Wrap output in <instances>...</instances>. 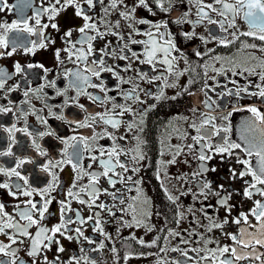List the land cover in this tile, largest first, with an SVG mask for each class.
<instances>
[{
  "label": "flooded vegetation",
  "instance_id": "obj_1",
  "mask_svg": "<svg viewBox=\"0 0 264 264\" xmlns=\"http://www.w3.org/2000/svg\"><path fill=\"white\" fill-rule=\"evenodd\" d=\"M54 3L55 0H52ZM111 0H103V4L97 3L94 8L88 9L87 14L96 22L102 37L97 36L92 40V53L87 57V63L91 64L93 60L102 57L101 49L108 46L111 52L115 50L118 54L127 55V60H120L112 55L103 56L107 66L114 68L119 72L123 80H130L131 83H121L111 72H102L98 80L92 77L93 83L99 84L103 81L104 85L109 89L107 95L115 97L113 101L117 105L129 106L132 112H126L124 115H114L115 119L121 121L118 128L98 122L92 124L91 127H78L77 122L90 121V116L96 113H104L111 109L112 103L101 105L93 103L87 96L81 95L78 103H69L64 106L65 95H57V89L66 91L67 97L76 96L75 89L70 87L71 77L65 76V70H75L84 68V63L77 61L72 63L68 59V53L63 49L69 47L65 43L64 33L70 28L73 29L70 39L76 43V48H83L87 51L89 41L86 36H96L95 31H90L82 35L78 29L83 26L84 20L76 16V9L73 6L61 10L54 19H49L47 14H42L39 19L41 24H47L48 27L42 29V34L28 33H9L10 37L18 36L16 42V51L8 56L5 54L0 57V69L9 74L10 79L7 80L5 88L10 85H19L16 90L7 92L0 91V106L11 108V112L0 113V151H7L11 146L13 156H0V166L5 168L15 167L17 157L21 159L31 160L25 163L21 168L17 169L22 176L28 180V185H24V181L13 176L11 178L0 174V182H8L12 191H17L16 184L24 187H31L36 190L46 188L52 181V176L42 170V166L49 161L56 162L65 159L63 149L65 145L63 139L76 137H88L96 135L97 139H89L88 143L92 149L91 152L84 149L81 145L82 155L74 158L73 163H79L85 172H103L104 169L99 163V159H107L108 157L100 156L99 149L103 147L106 151H111L114 145L123 149L127 153L119 156V161L127 165L129 171L123 173V182H120L119 175L109 173L112 179L117 180L114 186L109 185L108 177L101 176L96 183V187L100 189V194L96 199V204H106L115 212V216H111L107 211L99 208L89 209L86 205L79 203L75 199L67 196L68 189L72 186L77 173L73 170L71 164H64L61 168H56L59 180L58 186L51 191L52 199L45 213V219L40 222L41 225L51 229L54 225L60 223V204L61 200H71L69 211L66 215L76 219V211L79 210L84 218L99 212L103 222L105 232L111 237L106 239L99 232H93L92 221L83 225L84 235L93 239L96 243L88 244L83 239H73L71 241L65 239L59 233L56 239L63 246V252H57L58 245L53 243L50 249H45L38 257H29L27 250L30 240L20 237L24 240L23 244L13 245L18 248V256L26 261V264H32L36 260V264H44L43 257L47 256L48 261L55 264H66L73 256L82 257L85 253L80 251L81 247L85 250L94 249L100 242L105 247L100 251H87V255L93 258L96 264H174L179 261L180 264H196L199 260L197 252L192 249H200L199 255L207 254V249H215L218 246L232 245V241L226 233L239 234L243 224L237 225L232 220L240 215V213H248L254 206V201L262 200L264 197L255 194L251 199L243 195L246 187L244 181L251 180V176H245L243 179H231L230 169L235 170L238 174L243 165L236 162V155L244 157V153L240 149H234L233 155L215 154L210 152L204 145L211 143L213 145L221 144L224 138H228L233 142L240 143L241 132L244 125L253 120V114L247 111L249 107L258 108L264 113V98L249 95V93L258 92L257 84L262 82L258 76L233 75L232 72L218 75L207 68L205 75V66H214L220 68L223 64L225 68L230 67V61L247 65L250 58H264V52L259 51L260 47H264V42L254 40L251 37L240 36V33L249 31V25L242 16L236 17V27L229 28L227 32L220 29L218 24H209L207 20L202 23H176V20L184 17L187 21H197L198 3L197 0H171L170 4H166L169 11L162 12L156 8L152 0H149L155 15L149 13L145 8L138 7L135 12L136 20L147 19L153 23H166L167 28L161 27L159 31L166 33L165 39H171L176 46V51L172 55L176 57L174 61V72L167 71V65L157 63L155 68L147 63H140L132 57V53L125 50L119 53V48L128 43L132 51L141 54L144 49L142 44L129 43V33L132 31L128 25L132 23L140 34L132 33L134 40H147L145 32L155 29L150 24H140L135 21H129L122 18L119 13L126 9L121 6L118 9L109 7ZM205 3H211L212 0H204ZM31 6L25 7L24 0H7V7L0 11V23H11L19 20L23 16L28 18L30 25H35L34 15L40 11L42 7L49 6V0H30ZM124 3L131 9L136 0H124ZM19 4L20 7H13ZM60 6L57 5V8ZM85 9L86 4L82 5ZM108 7V14H105L104 8ZM218 7V6H217ZM215 20H220L215 13H211ZM101 21H105L101 22ZM120 22V27L116 28V22ZM55 23L58 27L52 28ZM195 32L191 39L185 37V33ZM111 32L119 33L124 40L121 41L119 36L110 34ZM236 32L239 39L233 43L224 46L219 43L220 38L227 37L232 40L230 33ZM170 34V35H167ZM204 37L208 42L200 38ZM216 37V39H213ZM54 41V43L50 42ZM83 41V43H77ZM33 42L43 43L46 47L33 48ZM163 43V41H158ZM256 44L257 48H244L243 44ZM12 44L8 49H0L7 53L11 51ZM25 48L33 49L32 52H25ZM60 49V60L56 58V50ZM212 50L209 52V50ZM206 55L197 56L196 53ZM221 57L217 62L213 58ZM162 59V55L160 57ZM75 60V56L73 57ZM141 59L143 56L141 55ZM19 63L23 68L20 73L15 72V64ZM252 64H258L259 60L252 61ZM32 65V67H28ZM128 65L131 67L124 70ZM42 66V67H41ZM183 72V75H177ZM145 74V78L141 79L139 74ZM154 77H160L154 79ZM214 77V79H213ZM55 82V87L47 86L48 82ZM192 81V83H189ZM235 81V83H233ZM135 85V95L139 97L135 99H125L123 93L131 90ZM207 85V87H205ZM44 86L39 97L34 94L35 90ZM238 88H247V92H240L239 95L234 93ZM231 89L233 94H227ZM32 90V91H29ZM25 91H29L25 96ZM87 92L104 96L98 88L88 87ZM207 93V96L205 95ZM150 94V95H149ZM194 98L198 99L199 104L194 102ZM207 100L210 107L206 106L204 101ZM84 105L81 109L78 105ZM48 106L52 107L54 112L64 116L63 120L56 119L49 115ZM33 109L37 111V115L47 119L48 124L43 125L37 120V116L33 115ZM116 113L120 109L115 110ZM26 113V115L24 114ZM113 115V113H110ZM214 118L210 124L203 125L201 133L213 131V125L216 128H229L230 131L225 133L220 131L219 134L212 135L210 140H204L196 143L194 136L199 135L196 129L192 127L195 124L201 127L202 121L207 118ZM223 117H228L227 120ZM134 124L129 130L128 124ZM16 129L27 127L31 136L23 131H15L12 133L6 129ZM51 131L54 135H45L42 138L37 135L39 132ZM107 131L112 134L115 139L108 136L99 138ZM125 137V139H120ZM136 137L142 141L140 147L143 153V159L138 162L133 160V149L137 146ZM13 138L15 143H13ZM35 140L40 145L46 155L41 156L32 145ZM192 145L190 149L188 146ZM211 156V159L200 161L198 155L201 150ZM69 153L72 149H68ZM179 152V155H177ZM97 156L99 159L93 161L91 156ZM175 157V163L170 161ZM247 158V157H244ZM115 160V157L113 158ZM255 163V157H253ZM91 165V167H89ZM204 166L206 171L201 170ZM138 168L139 171L134 172L132 169ZM215 169V171H212ZM123 170L116 167L115 172L121 173ZM201 173L200 175H194ZM81 178L76 181L78 190L82 186L89 184V176L80 174ZM132 179L129 181L127 177ZM211 185V192L207 193V197L199 195L200 186L205 182ZM223 185V190L219 188ZM264 188V185H258ZM107 189V192L103 190ZM207 192V189H205ZM112 193H115L118 199L113 200ZM183 193V194H182ZM193 193L197 196L194 197ZM219 193V196L216 195ZM85 200L89 197L82 194ZM178 197L175 201L169 200L168 197ZM228 196V204L231 205L229 212L226 207L217 203L220 197ZM119 198H123L124 204L119 203ZM135 198V200H133ZM32 199L39 201L41 197L34 192L32 197L19 195L13 197L9 195L7 189H0V203L5 205V211L13 215L21 224L26 221L20 220L17 215L15 205L20 208L25 207L24 201ZM129 204H133L137 209V219L142 221L141 226H137L133 220V213L129 211L121 212L120 209H127ZM191 209V211H189ZM211 217V221L207 218ZM38 218V217H37ZM122 218V220L120 219ZM227 219L229 222L224 225L223 229H213L207 231V227L212 221L222 222ZM249 221L255 224V218L249 216ZM124 222L131 223V227L125 226ZM39 225H33L29 232L35 235ZM71 228L81 227L78 224L69 225ZM151 228V231L148 229ZM119 229V231H118ZM11 233V229L8 230ZM170 231L178 232L180 235L171 236ZM251 231V229H249ZM69 235H75L70 232ZM135 237V239H133ZM144 240L145 244H151L155 241V245L147 247L139 244L138 240ZM205 240H211L214 243L205 244ZM0 241L9 243L4 235H0ZM183 241H188L184 243ZM257 251L264 253V247L255 246ZM173 248H179L188 251L191 260L181 255L180 251H172ZM112 249L116 251L113 252ZM244 251H250L245 249ZM131 253V257L124 259L125 255ZM143 254V255H141ZM226 256L228 254H225ZM59 257V260L56 258ZM0 254V260H8ZM264 259V256L261 257ZM74 264V262H73ZM80 264H85L81 260ZM200 264H205L200 261ZM238 264H260L259 261H239Z\"/></svg>",
  "mask_w": 264,
  "mask_h": 264
},
{
  "label": "snow or ice",
  "instance_id": "obj_2",
  "mask_svg": "<svg viewBox=\"0 0 264 264\" xmlns=\"http://www.w3.org/2000/svg\"><path fill=\"white\" fill-rule=\"evenodd\" d=\"M97 3L103 4V0H55L53 3L52 0H49V6L48 7H42L40 11H37L34 15L35 25H30L28 18L26 16H23L19 20L12 21L10 24L7 22L0 23V49H8L10 43L13 45L11 48V51H8L5 53L4 51H0V57L7 54L8 56H11L16 51V42L19 39L18 36L10 37L9 33H28V34H42V29L47 28V24H41V21L39 17L42 14H47L49 19H54L56 15L59 14V12L68 6H73L76 9V16L81 17L84 20V24L82 27L78 29V31L86 36L87 32L95 31L97 33L96 36H86V39L89 41V46L87 51H85L83 48L77 49L76 43H73L70 39L72 35L73 29H69L64 33V39L65 43L69 45V47L63 49L66 53H68V59L72 63H76L77 61L84 63V68L79 69V67L75 70H65L64 75L71 77L70 81V87L75 89L76 96L73 97H67L66 91H61L57 89V95H65L64 100V106H67L69 103H78V99L81 95L87 96L90 100H92L93 103H100L101 105H106L110 102H113L115 100V97H109L107 95V92L109 89L104 85L103 81L101 83L96 84L93 83L92 77H96L98 80L101 77L102 72H111L114 76H116L117 80H119L121 83H131L130 80H123L122 77H120L119 72L116 71L114 68L107 66L105 60L103 59V56L112 55L120 60H127L129 57L127 55L118 54L115 50H112L111 52L108 50V46H106L105 49H101L102 57L98 60H93L91 64L87 63V57L92 53V46L91 41L95 40L97 36L102 37L104 33H101L99 30V27L96 22H93V18L87 14L88 9H92L95 7ZM152 3L155 4L156 8H158L162 12L169 11V8L166 7V4H170L171 0H152ZM197 3L199 5L197 10V16L199 19L195 22L193 21H187L184 17H181L176 20V23H194L199 24L202 23L204 20H207L209 24H218L220 29L224 32H227L229 28H235L236 27V17L242 16V18L245 20V22L249 25V31L240 33V36H246L251 37L254 40H259L261 42H264V0H212L211 3H205L204 0H197ZM86 4L88 6L87 9L82 7V5ZM57 5L60 7L57 8ZM24 6L30 7L31 3L30 0H24ZM123 6L126 10L121 11L119 15L124 18L125 20L129 21H135L136 23L140 24H150L151 28L155 29L156 32L153 33L151 30L144 33L148 37L147 40H134L132 39V33L140 34L138 29H135L134 25L132 23H129L128 27L132 30L129 33V43L131 44H142L144 45L143 52L141 54H137L136 52L132 51V49L129 47L128 43L123 44L119 48V53H124L125 50L132 53V57L135 58L140 63H147L149 65H152L154 68L157 63H162L164 65H167V71L169 73L174 72L175 64L174 61L176 60V57L172 55L173 51H176V46L173 43L171 39H165L166 33H161L159 29L161 27L167 28L166 23H153L151 21H148L147 19H140L136 20L135 18V12L138 7L145 8L149 13L155 15V12H153L152 6L149 3V0H136V4L131 8L128 9V6L124 3V0H111L109 7L112 9H118L119 7ZM218 6V7H217ZM7 7V0H0V11L4 10V8ZM13 7H20L19 4L14 5ZM109 8L105 7L104 12L105 14H108ZM211 13L217 14L219 17H221L220 20H215L212 18ZM106 23L105 21H101ZM52 28H57L58 26L53 23L51 25ZM116 28L120 27V22L117 21L115 24ZM112 35L119 36V33L117 32H111ZM170 35V34H167ZM186 38L191 39L192 36L195 35V32L191 33H185L184 34ZM232 36V40H228L227 37L220 38L219 43L227 46L228 44L233 43L235 40L239 39V36L236 32L230 33ZM119 39L121 41L124 40L123 36H119ZM201 40H204L205 43L208 41L205 40L204 37L200 38ZM213 39H216V37H213ZM158 41H163V43H160ZM54 43V41H50ZM77 43H83V41H78ZM35 47H46L43 43H37L33 42V48ZM244 48H257L258 46L256 44H243ZM33 49L25 48V52H32ZM60 49L56 50V58L59 61L60 60ZM212 51L211 49L209 52ZM259 51L264 52V47H260ZM141 55L143 56V59H141ZM162 55V59L160 58ZM197 56L206 55L197 52ZM75 56V60L73 57ZM215 61L219 62L222 58L221 57H214ZM259 60L258 64H252V61ZM230 67L225 68V66L222 64L220 68H215L214 66H205L206 71L205 75H207V68L211 67V70L216 72L218 75L226 74L227 72H232L233 75H241L243 76L245 73H248V75H255L259 77V80L262 82L261 84H257L256 88L259 89L258 92L249 93V95L253 96H259L261 98H264V58H257L255 56L250 58V61L247 65L236 63L235 61H230ZM15 72L20 73L23 71V68L21 65L17 62L15 64ZM28 67H32V65H28ZM42 67V66H41ZM131 67V65H128L124 70H128ZM177 75H183V72L178 73ZM140 78H145V74L140 73ZM160 77H154V79H159ZM10 79L9 74H7L3 69H0V91H7L11 92L16 90L19 85H10L5 88V85L7 84V80ZM214 79V77H213ZM189 83H192V81H189ZM235 83V81H233ZM50 87H55V82H48V85ZM44 86H41L40 89L35 90V93L38 97L40 95V92L42 91ZM88 87L92 88H98L100 92L104 93V96H100L97 94H93L90 92H87L86 89ZM207 87V85H205ZM136 88H138V85H135L131 90L124 92L123 95L125 99H135L138 100L139 97L135 95ZM32 91V90H29ZM29 91H25L24 95L28 96ZM240 92H247V88H238L235 95H239ZM227 94H233L232 90L229 89ZM150 95V94H149ZM205 95L207 96V93L205 92ZM205 105L210 107L208 104V101H204ZM81 109L84 108V105L79 104L78 105ZM119 108L120 112L116 113L115 110ZM250 113L253 114L254 119L247 122L241 132V140L244 142V146L240 143L233 142L232 140L228 138H224L223 142L221 144L213 145L211 143H206L204 147H206L210 152H213L215 154H225L227 153L229 156H232L234 149H240L244 153V157H241L239 155H236V162L238 164L243 165V169L237 174L235 170L230 169L231 173V179H243L245 176H251V180H245L244 183L246 185L243 195L246 198L251 199L253 195L259 194L260 196L264 197V188L258 187V185H264V113H262L258 108L255 107H249L246 109ZM11 108L0 106V113H6L11 112ZM48 112L50 116L55 117L56 119L63 120L64 116L60 113L54 112L52 110L51 106H48ZM126 112H132L131 107L129 106H123V105H117L116 103H112L111 109L106 110L104 113H96L95 115L90 116L89 123L87 120L84 122H77L78 127H91L92 124L103 122L104 124L110 125L113 128H118L121 124V121L114 118V115H124ZM110 113H113V115H110ZM26 115V113H24ZM33 115L37 116V120L43 124L47 125L48 121L47 119L37 115V111L33 109L32 112ZM228 117H223V119L227 120ZM214 118L207 117L202 121L201 127H197L195 124L192 125L197 131V133H200L197 136L193 137V140L196 143H200L204 140H210L212 135L219 134L220 131H223L225 133L229 132L230 129L225 127L223 129L216 128L215 125H213V131L208 133H201V128L203 125L210 124L211 121ZM134 127V124L129 123L128 128L131 130ZM13 130L15 131H23L27 135L31 136L32 133L28 132L27 127L23 129H16L15 125L12 126V128L6 129L9 133H12ZM38 136L41 138L45 135H54L53 132L47 131V132H39L37 133ZM103 136H108L110 139H115V137L112 136V134L105 131L103 135H101L99 138H103ZM89 139L95 140L97 139V136L94 135L91 138L88 137H76L73 136L71 138H66L62 140V143L65 145L63 149V153L65 156V159L51 162L49 161L47 164H44L42 166V170L45 172H48L52 176V181L49 183V185L41 190H36L31 187H24L20 184H16L15 188L17 191H12L8 182H0V189H7L9 191V195L13 197H17L18 194L26 197H32L33 193L36 192L41 199L39 201H34L32 199H28L24 201L25 207L23 209L20 208V205H15L14 207L17 210V215L20 217V220L26 221L25 224H21L19 221L15 219L13 215H10L8 212L5 211V205L3 203H0V235H4L7 237L9 243H4L0 241V254H2L4 257H9L8 260H0V264H26V261L21 259L18 256V248H14L13 245L16 244H23L24 240L20 239V237H25L30 240V245L27 250V255L29 257H38L40 256L45 249H50L51 245L53 243H56L58 245L57 252H63L64 248L62 245H60L59 240L56 239L57 233H59L61 236H63L65 239L71 241L73 239H76L78 242L79 240L83 239L88 244H94L96 243L93 239L90 237H87L84 235L83 225L87 224L89 221H92V228L93 232H99L101 235H104L106 239H111V237L105 232L103 228V222L100 217L99 212H94L92 215H89L87 218H84L79 210L76 211V219L73 220L72 217L67 216L66 214L69 211H72L70 204L71 200H61L59 201L60 204V223L57 225H54L51 229L44 227L40 224L42 220L45 219V213L48 211V207L52 202L53 197H51V191L55 190V188L59 184L58 176L56 172L54 171L56 168H61L64 164H71L73 167V170L77 173L74 182L72 186L68 189L67 196L71 199L77 200L79 203L86 205L89 209L92 208H99L101 210L107 211L109 215L115 216V212L112 211L111 208H109L106 204H96V199L98 198L100 194V189H98L95 185L98 182L99 178L101 176L108 177V183L111 186H114L117 183V180L112 179L111 176H109V173H113V175H119L121 177L120 182H123V173L128 172L129 169L127 165L123 162L119 161V156L121 154L127 155L126 152H124L123 149H120L118 146L114 145L111 149V151H106L103 147L99 149L100 156H107L108 158L105 159H99L97 156H91V159L93 161H97L99 159V163L104 169L103 172H85L83 167L77 162L73 163V159L77 158L82 155L81 152V145L84 146V149L91 152L92 149L88 143ZM120 139H125V137H120ZM137 140V146L135 149L132 150L134 152L133 160L139 161L142 160L143 153L141 151V143L139 137H136ZM13 143H15V140L13 138ZM33 147L36 149V151L41 155H46V153L41 150L40 145L36 143L35 140L32 141ZM190 149L192 148V145L188 146ZM71 148L72 152L69 153L68 149ZM12 148L11 146L8 147L7 151H0V156H13ZM177 155H179V152H177ZM115 157V160L113 159ZM253 157H255V163H253ZM212 157L207 155L203 149L198 155V159L200 161H204L207 159H211ZM31 160L21 159L17 157V163L15 164V167L12 168H5L3 166H0V174L7 176L9 178L15 176L21 180L24 181V185H28V180L26 177L22 176L17 169L21 168L25 163H30ZM170 163H175V157L170 161ZM91 167V165H89ZM116 167H119L123 171L121 173H116L115 169ZM201 170L206 171L207 169L204 168V166H201ZM132 171L137 172L139 171L138 168L132 169ZM212 171H215V169H212ZM81 173L84 175L89 176V184L86 186L80 187L77 189L76 181L81 178ZM201 173H196L194 175H200ZM132 178L129 176L127 177V180H131ZM223 185H219V188L223 190ZM207 189V192L205 191ZM104 192H107V189L103 190ZM211 192V185L209 182L205 181L200 186V192L199 195H204L205 198L207 197V193ZM85 194L89 197L88 200H85L83 198V195ZM183 194V193H182ZM113 197V200L118 199L115 193L111 194ZM216 195L219 196V193H216ZM193 196L196 197L197 194L193 193ZM169 200L175 201L178 199V197H172L169 195ZM228 196L220 197V199L217 201L218 204L221 206H224L227 208V210L231 211V205L228 204ZM135 200V198H133ZM119 203L124 204L125 201L123 198H119ZM131 211L133 213V220L135 221L137 226H141L142 221L137 219V209L134 207L133 204H129L127 206V209L121 208V212L125 211ZM191 211V209H189ZM249 216H252L255 218L256 223L252 224L249 221ZM38 217V218H37ZM211 221V217H207ZM122 220V218H120ZM243 221V224L246 225V227H242L239 230V234L235 233H226L225 235L228 236V238L233 242L232 245H224V246H218L215 249H207V254L200 256L199 253L200 249H192V251L197 252V255L199 256V260L196 262V264H200V261H204L205 264H238L239 261L248 260V261H259L260 264H264V259H261L262 256H264V253H260L257 251L255 246L264 247V201L262 200H256L254 201V206L250 209L248 213H240V215L232 220V223H235L237 225L241 224ZM229 221L227 219H224L222 222H215L212 221L210 225L207 227V231L211 232L213 229H223L224 225H226ZM125 226L131 227L132 224L128 222H124ZM72 224H78L81 227H75L71 228L69 225ZM33 225H39L37 228V231L35 235L29 232V229ZM9 229H11V233H9ZM251 229V231H249ZM151 231V228L148 229ZM119 231V229H118ZM73 232L75 235H69L68 233ZM169 235L171 236H178L180 235L178 232L170 231ZM135 239V237H133ZM139 244L151 247L155 245V241H152L151 244H145V241L140 239L137 241ZM184 243H188V241H183ZM214 243L211 240H205V244ZM105 247V244L103 242H100L98 246L94 249L85 250L83 247H81L80 251L82 253H85L82 257L73 256L69 259L66 264H80L81 260L85 261V264H96L95 260L88 256L86 253L87 251H100ZM245 249H250V251H244ZM113 252H115V249H112ZM172 251H180L181 255L185 257L186 259L191 260L192 257L188 256V251L179 249V248H173ZM225 254H228L227 256ZM131 253H128L125 255L124 259L127 260L131 257ZM143 255V254H141ZM59 260V257L56 258ZM44 264H50V262L47 259V256L43 257ZM32 264H36V260H33ZM51 264H55V262H51ZM174 264H180L179 261H175Z\"/></svg>",
  "mask_w": 264,
  "mask_h": 264
}]
</instances>
